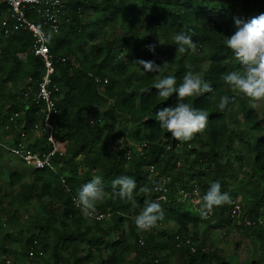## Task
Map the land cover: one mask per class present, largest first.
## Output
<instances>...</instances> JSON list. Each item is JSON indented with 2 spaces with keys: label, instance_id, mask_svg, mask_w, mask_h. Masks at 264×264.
<instances>
[{
  "label": "trees",
  "instance_id": "trees-1",
  "mask_svg": "<svg viewBox=\"0 0 264 264\" xmlns=\"http://www.w3.org/2000/svg\"><path fill=\"white\" fill-rule=\"evenodd\" d=\"M5 13L1 6L0 143L11 148L22 144L30 153H45V135L33 129L41 119L39 108L29 95H23L27 86L34 90L41 63L30 53L29 33L3 34ZM261 14L264 0H64L58 32L45 44L50 53L65 59L55 66L52 76L58 92L54 93L50 119L65 153L51 158L53 169L37 170L11 163L9 155L0 151V165L7 169L6 190L0 188L6 198L0 206V218L5 219L0 228L16 219L11 210L14 205L25 209L35 204L38 210L32 222L36 230L29 225L23 232L21 256L25 260L47 249L49 235L50 260L42 264H86L90 251L103 250L109 255L102 264H122L129 252L143 258L142 264H165V255H160L163 250L168 255L179 253L182 264H235L189 233V228L197 229L200 224L233 225L250 243L264 248V226L259 224H264V133L255 139L247 134L262 133L263 126L256 110L242 99L236 98L223 111L218 107L221 96L236 97L222 76L240 70L224 44L225 36L235 31V19L250 21ZM84 17L91 18L90 22L83 24ZM35 23L39 26L38 21ZM136 23L141 31L135 28ZM103 25L111 32L118 26L119 32L114 38H105L104 31H92ZM190 29L196 33V51L177 53L174 36ZM83 42L88 43V54ZM150 44L156 45L155 53L148 50ZM138 60L168 65L162 72L145 73L135 63ZM188 66L212 85L214 93L185 99V103L207 111L209 122L191 141L179 142L155 119L160 108L175 106L177 96L161 98L153 85L165 75L175 76L179 84ZM234 106L239 108L240 124L231 120ZM118 115L126 126L120 127ZM115 126L120 128L115 130ZM241 126L247 135L238 130ZM247 156L251 157L250 168L241 170ZM121 175L136 181L135 208L131 202L122 201L112 187V181ZM95 176L101 177L105 192L97 212L111 214L107 223L87 220L74 203L77 190ZM213 182H219L221 191L229 193L233 202L214 208L209 218L202 220L199 205L186 202L182 193L198 189V199ZM157 184L165 190L163 201L158 200L161 191L151 196L139 191ZM146 199L164 209L165 219L157 227L172 223L175 230L137 232L135 221L130 219L139 214ZM238 200L236 218L232 210ZM245 221L250 225H244ZM124 224L132 239L130 244L110 238L122 231ZM81 243L88 254H81ZM0 250L6 251L4 245L0 244ZM263 260L260 257L248 264H262ZM0 264H5V259L0 258Z\"/></svg>",
  "mask_w": 264,
  "mask_h": 264
},
{
  "label": "clouds",
  "instance_id": "clouds-1",
  "mask_svg": "<svg viewBox=\"0 0 264 264\" xmlns=\"http://www.w3.org/2000/svg\"><path fill=\"white\" fill-rule=\"evenodd\" d=\"M235 31L230 36H225L224 44L230 49L239 62L240 70L227 72L222 76L225 84L233 91L247 97L252 108H256L259 103L264 102V14L252 18L250 21L242 19L234 20ZM196 35L191 29L187 32H180L174 36L177 45V53H187L189 50L195 52L197 42L193 37ZM53 33H41V39L50 42ZM161 44V42H160ZM150 52L155 53V44L147 46ZM135 63L142 66L145 73L162 72L168 64L157 65L154 61L138 60ZM159 97L167 99L173 94L177 96L175 106L160 108L155 113V119L160 127L166 130L179 142L191 141L196 134L204 132L208 126L209 113L203 109L193 107L185 103L188 97H197L205 93H214L212 85L204 80L199 74H195L188 66V70L183 75L182 81L178 84L177 78L173 75H165L159 78L153 85ZM236 97L223 95L219 98L218 107L221 111L234 103ZM114 190L122 201L131 202L132 207H136V200L133 193L137 188L136 181L128 175H121L112 181ZM161 185L155 187L144 186L139 189L146 196H151L153 192L162 191ZM198 194L199 190L196 189ZM187 198V194H184ZM105 198L101 177L95 176L88 183L82 185L77 190L74 203L81 208L85 218H90L97 213V205ZM229 193L221 191V184L213 182L206 193L196 199L199 205V216L202 220H207L213 213L214 208L232 204ZM165 219V212L161 204L146 199L144 206L138 215L134 217L137 228L141 231H149L157 227L159 221Z\"/></svg>",
  "mask_w": 264,
  "mask_h": 264
},
{
  "label": "rangeland",
  "instance_id": "rangeland-1",
  "mask_svg": "<svg viewBox=\"0 0 264 264\" xmlns=\"http://www.w3.org/2000/svg\"><path fill=\"white\" fill-rule=\"evenodd\" d=\"M88 14L90 15V17L92 16L90 10L87 11ZM91 18L88 17H84L82 19V23L83 24H87L90 22ZM106 24V23H105ZM135 28L139 31L142 30V28L140 27L139 23L135 24ZM100 31H104L105 32V38H114L115 35L119 32V28L118 26H114L113 31L111 32L110 29L107 28L106 25L103 26H98L96 28H93L92 31L94 33H97ZM83 45H85V53H89L88 52V43L83 42ZM76 58L78 59L79 56L76 55ZM164 58V56H163ZM168 63V62H167ZM73 64H76V61L73 60ZM168 65V64H167ZM170 66H172L170 64ZM234 95L236 96V98L242 99L244 101V103H248L249 100L247 97H244L243 94L238 93L233 91ZM107 107V106H106ZM256 110L257 116H258V120L260 121V125L263 126V131H264V102H261L258 104V106L256 108H254ZM120 118V127L122 126H126L127 122L124 119ZM117 118V120H118ZM231 120L233 122H237L238 124H240V116H239V108L234 106L233 108V112L231 114ZM93 121L91 120L90 123H92ZM229 126L232 128V124L229 123ZM119 126H115L114 129L118 130L120 128ZM234 129V128H232ZM239 131L243 132L244 134H246L244 131V128L241 126L240 128H238ZM264 132L262 133H247L251 138H257L259 135H262ZM246 134V135H247ZM11 138L9 139V141L11 142ZM237 147V146H236ZM238 151V149H237ZM242 153L243 150H241ZM11 163L13 164H17L20 167H27L23 164H19V162L16 161V159L12 156H8ZM250 156L246 158V160L244 162L241 163V170H249L250 168ZM15 165V166H17ZM7 169L3 166L0 165V188H2L1 190L5 191L6 190V176H4V172H6ZM2 192H0V206H3L6 202V198L2 196ZM188 202V200L186 201ZM240 201L238 200L236 205H239ZM235 205V206H236ZM11 210H14L15 214L14 216L16 217L15 220L10 221L5 223V226L0 228V244L4 245V247L6 248L8 254L5 255V260L7 261L8 264H26L28 262V264H42L43 261L46 262L50 260V236L48 235V239L46 240V250L40 254V256L37 255V257H32L30 259H26L24 257L21 256V244L24 240V231L26 229H29V225H32L34 223H32L34 221V219L37 217V213L38 210L36 209V205L34 204L33 206H29L25 209H18L16 208V206L14 205L12 207ZM81 214H83V212H81ZM84 215V214H83ZM4 218H0V223L4 222ZM132 220H134L133 218L130 219V222H132ZM109 222L106 221V223ZM35 225V224H34ZM34 225H32L30 228L32 229V231L36 230V228H34ZM19 229L21 230V233H17ZM155 231L158 230H165L167 233H170L171 231L175 230V225L172 223H164L162 225H160L159 227H155L153 228ZM122 231L120 232H116L114 234H112L110 237L112 240H116L118 238H120L121 240H123V243L125 244H130L132 242V239L129 237L128 235V231H127V227L126 224H124L122 226ZM139 231L140 234H146L148 231H141V230H137V232ZM189 233L190 234H194L195 235V239L198 242H203L205 244L206 247H210L211 249H215L219 252V254H221L222 256L226 257L227 259L233 261L235 264H248L251 261H255L258 258H264V248H260L258 247L257 244H252L249 242V240L243 236V234L239 231H237L233 225H220V226H207V224H200L199 227L197 229H192L189 228ZM6 235H9V237H6ZM3 243V244H2ZM82 244V243H81ZM82 248L81 254L85 255L88 254L87 253V248L86 245L82 244L79 246V248ZM79 248H77L79 250ZM69 251L67 250L65 252V255H67L66 253H68ZM98 254V255H97ZM89 256V260H87L86 264H102V260H104L108 255L109 252L108 251H101V252H96V251H90V253L88 254ZM160 255H165V264H182V257L180 256L179 253H174V254H170L168 255L167 250H163L162 253ZM144 261L143 258H140L138 256H136L133 252H129L127 254H125L123 256V261L122 264H142ZM262 264H264V260L262 262Z\"/></svg>",
  "mask_w": 264,
  "mask_h": 264
},
{
  "label": "built area",
  "instance_id": "built-area-1",
  "mask_svg": "<svg viewBox=\"0 0 264 264\" xmlns=\"http://www.w3.org/2000/svg\"><path fill=\"white\" fill-rule=\"evenodd\" d=\"M1 6L6 8L5 17L1 20L3 34L7 35L17 31L29 33L32 39L30 53L41 63V73L34 85V90L27 86L26 93L23 95L25 98H28L29 95L30 101L39 108L41 119L35 124L33 129L44 133L47 151L45 153H30L22 144L18 145V148H11L2 143H0V151L14 157L23 165L32 169H53L50 163L51 158L55 156L62 157L65 152L64 144L56 139V129L50 122L54 111V93L58 92L57 87L52 84V76L55 66L63 63L65 59L50 53L45 40L40 37L42 32L52 31L53 35L57 34L59 19L64 10V0H0ZM35 21L39 22V26ZM96 80L99 82V79L96 78ZM28 81L30 80L28 79ZM102 83H106V79H103ZM141 146L143 147L144 144H141ZM136 150L140 151V147L136 148ZM161 192L162 194L158 196V200L163 201L165 190L163 189ZM184 194H187V198H185ZM197 195L196 190H193L191 194L182 193V198L187 199L191 204H196ZM235 205L232 212H236L237 218L239 216V205ZM110 217V213L97 212L96 215L87 218V220L96 222L108 221ZM243 223L247 226L250 225L246 221ZM259 224L264 226L261 222ZM137 243L138 246L142 245L140 238ZM190 251L192 252L193 248H190ZM5 264L8 263L5 262Z\"/></svg>",
  "mask_w": 264,
  "mask_h": 264
},
{
  "label": "crops",
  "instance_id": "crops-1",
  "mask_svg": "<svg viewBox=\"0 0 264 264\" xmlns=\"http://www.w3.org/2000/svg\"><path fill=\"white\" fill-rule=\"evenodd\" d=\"M1 252H3V251L0 250V258L4 259L5 255L8 254V252H7V250L4 253H1ZM5 262H7V261L5 260Z\"/></svg>",
  "mask_w": 264,
  "mask_h": 264
}]
</instances>
